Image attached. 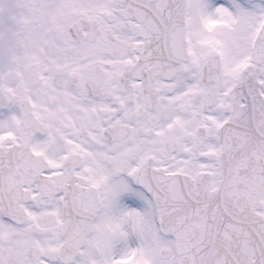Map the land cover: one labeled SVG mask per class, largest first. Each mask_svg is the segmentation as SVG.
<instances>
[{
    "label": "snow or ice",
    "instance_id": "snow-or-ice-1",
    "mask_svg": "<svg viewBox=\"0 0 264 264\" xmlns=\"http://www.w3.org/2000/svg\"><path fill=\"white\" fill-rule=\"evenodd\" d=\"M0 264H264V0H0Z\"/></svg>",
    "mask_w": 264,
    "mask_h": 264
}]
</instances>
